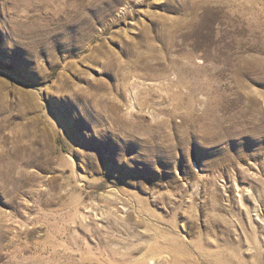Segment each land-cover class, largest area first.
<instances>
[{"label":"rangeland","instance_id":"374dc122","mask_svg":"<svg viewBox=\"0 0 264 264\" xmlns=\"http://www.w3.org/2000/svg\"><path fill=\"white\" fill-rule=\"evenodd\" d=\"M0 264H264V0H0Z\"/></svg>","mask_w":264,"mask_h":264}]
</instances>
